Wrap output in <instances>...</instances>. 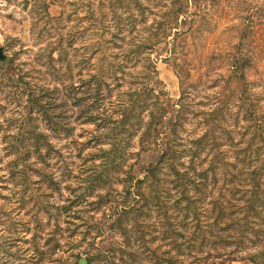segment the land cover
I'll use <instances>...</instances> for the list:
<instances>
[{
    "label": "rangeland",
    "instance_id": "rangeland-1",
    "mask_svg": "<svg viewBox=\"0 0 264 264\" xmlns=\"http://www.w3.org/2000/svg\"><path fill=\"white\" fill-rule=\"evenodd\" d=\"M259 135L264 0H0V264H264Z\"/></svg>",
    "mask_w": 264,
    "mask_h": 264
},
{
    "label": "trees",
    "instance_id": "trees-1",
    "mask_svg": "<svg viewBox=\"0 0 264 264\" xmlns=\"http://www.w3.org/2000/svg\"><path fill=\"white\" fill-rule=\"evenodd\" d=\"M262 126H263V125H261V127H262ZM255 136H256V135H255ZM255 136H254V138H255ZM258 138H260V142L264 144V135H259ZM259 149H261V148H259ZM263 149H264V147H263ZM24 158H25V157H21V156H19V157H18V161H23ZM227 182H230V179H229ZM204 187H205V183L201 184V188H204Z\"/></svg>",
    "mask_w": 264,
    "mask_h": 264
}]
</instances>
